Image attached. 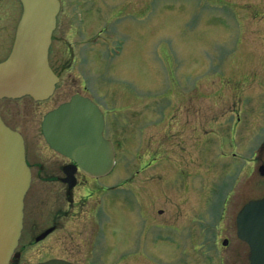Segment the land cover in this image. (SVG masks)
Wrapping results in <instances>:
<instances>
[{"label":"rangeland","instance_id":"374dc122","mask_svg":"<svg viewBox=\"0 0 264 264\" xmlns=\"http://www.w3.org/2000/svg\"><path fill=\"white\" fill-rule=\"evenodd\" d=\"M87 1L77 11L95 27L130 9L125 80L144 102L129 113L133 126L115 136L107 184L131 177V191L116 196L132 202L125 218L114 207L101 259L119 264L131 253L128 264H247L235 216L264 195V0ZM11 108L14 119L36 111L26 96L0 100V111Z\"/></svg>","mask_w":264,"mask_h":264},{"label":"flooded vegetation","instance_id":"af4514ba","mask_svg":"<svg viewBox=\"0 0 264 264\" xmlns=\"http://www.w3.org/2000/svg\"><path fill=\"white\" fill-rule=\"evenodd\" d=\"M57 1L58 12L47 54L49 68L58 78L53 93L42 101L28 97L36 106L37 114L35 111L14 119L12 108L0 111L5 126L19 133L23 140L30 175L29 188L23 198L21 232L9 264H47L51 260L69 264H110L99 254L110 249L108 237L110 223L115 220L114 207L120 208L116 217L125 218L130 211L131 198L125 194L116 196V188L118 185L119 190L129 189L132 178L126 177L110 185L107 182L112 171L100 178L86 175L75 161L47 145L41 123L46 113L70 102L73 96L86 99L100 111L102 136L111 141L116 155L118 129L133 126L129 113L132 110L135 116L134 106L143 102L142 97L139 98L141 93L132 94L125 80V69L129 68L122 54L125 38L132 32L130 9L125 8L122 19L95 27L85 23L77 11L88 4L87 0ZM20 15L19 0H0L2 60L12 48ZM161 158L150 159L153 162L148 165L154 166ZM157 238L160 243L158 234ZM204 249L207 250L203 253L204 261L211 262V252L202 243L199 250ZM130 255L121 257L119 264L132 261ZM146 255L149 259L157 258L156 251H146Z\"/></svg>","mask_w":264,"mask_h":264},{"label":"water","instance_id":"95a60500","mask_svg":"<svg viewBox=\"0 0 264 264\" xmlns=\"http://www.w3.org/2000/svg\"><path fill=\"white\" fill-rule=\"evenodd\" d=\"M19 1L21 15L13 45L0 61V99L29 96L41 101L52 94L58 81L47 60L58 1ZM102 127L98 108L74 96L44 115L41 131L50 148L75 161L85 174L98 177L107 173L113 162L111 146L101 135ZM258 172L264 176V165ZM29 181L23 140L0 119V264H9L17 244ZM235 223L237 238L249 247L248 264H264V195L245 203ZM47 264L69 263L51 260Z\"/></svg>","mask_w":264,"mask_h":264},{"label":"bare ground","instance_id":"6f19581e","mask_svg":"<svg viewBox=\"0 0 264 264\" xmlns=\"http://www.w3.org/2000/svg\"><path fill=\"white\" fill-rule=\"evenodd\" d=\"M115 158H116V155H115ZM115 167H116V164H115V166H114L112 172L114 171ZM112 172H111V173H112ZM111 173H110V174H111ZM11 257H12V255H11ZM11 257H10V261H11Z\"/></svg>","mask_w":264,"mask_h":264}]
</instances>
